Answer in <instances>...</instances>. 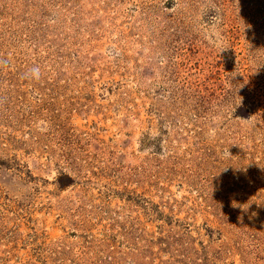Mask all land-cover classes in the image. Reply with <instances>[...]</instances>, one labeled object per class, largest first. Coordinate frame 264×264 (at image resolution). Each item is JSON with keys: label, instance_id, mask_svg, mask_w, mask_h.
<instances>
[{"label": "rangeland", "instance_id": "obj_1", "mask_svg": "<svg viewBox=\"0 0 264 264\" xmlns=\"http://www.w3.org/2000/svg\"><path fill=\"white\" fill-rule=\"evenodd\" d=\"M0 264H264V0H0Z\"/></svg>", "mask_w": 264, "mask_h": 264}]
</instances>
